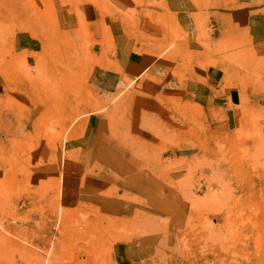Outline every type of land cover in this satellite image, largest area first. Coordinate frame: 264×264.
<instances>
[{
  "label": "rangeland",
  "instance_id": "1",
  "mask_svg": "<svg viewBox=\"0 0 264 264\" xmlns=\"http://www.w3.org/2000/svg\"><path fill=\"white\" fill-rule=\"evenodd\" d=\"M0 264H264V0H0Z\"/></svg>",
  "mask_w": 264,
  "mask_h": 264
}]
</instances>
